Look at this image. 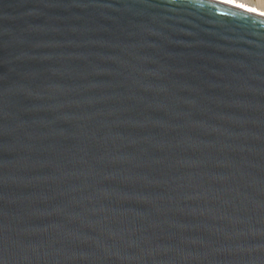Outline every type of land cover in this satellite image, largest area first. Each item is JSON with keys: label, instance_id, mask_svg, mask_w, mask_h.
Listing matches in <instances>:
<instances>
[{"label": "water", "instance_id": "1", "mask_svg": "<svg viewBox=\"0 0 264 264\" xmlns=\"http://www.w3.org/2000/svg\"><path fill=\"white\" fill-rule=\"evenodd\" d=\"M0 264H264V16L0 0Z\"/></svg>", "mask_w": 264, "mask_h": 264}, {"label": "bare ground", "instance_id": "2", "mask_svg": "<svg viewBox=\"0 0 264 264\" xmlns=\"http://www.w3.org/2000/svg\"><path fill=\"white\" fill-rule=\"evenodd\" d=\"M264 16V0H218Z\"/></svg>", "mask_w": 264, "mask_h": 264}]
</instances>
